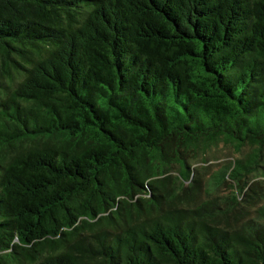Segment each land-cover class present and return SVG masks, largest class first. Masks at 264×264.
I'll use <instances>...</instances> for the list:
<instances>
[{
    "label": "trees",
    "instance_id": "16d2710c",
    "mask_svg": "<svg viewBox=\"0 0 264 264\" xmlns=\"http://www.w3.org/2000/svg\"><path fill=\"white\" fill-rule=\"evenodd\" d=\"M263 191L264 0H0V264H264Z\"/></svg>",
    "mask_w": 264,
    "mask_h": 264
},
{
    "label": "rangeland",
    "instance_id": "374dc122",
    "mask_svg": "<svg viewBox=\"0 0 264 264\" xmlns=\"http://www.w3.org/2000/svg\"><path fill=\"white\" fill-rule=\"evenodd\" d=\"M233 157H235V154L232 149L219 146L218 148L213 149L211 151L207 161L204 160L198 161L196 168L198 169V172L203 180V183L205 184L206 182H208V180L212 178L213 175L216 173L217 168L222 164H224L225 162L231 161ZM261 193L262 192L259 190L258 198H260ZM221 194L225 195L226 194L225 190L218 192L219 196ZM207 199H208L207 195L205 194L201 195L202 201H206Z\"/></svg>",
    "mask_w": 264,
    "mask_h": 264
}]
</instances>
